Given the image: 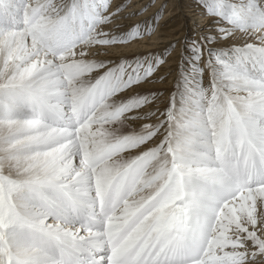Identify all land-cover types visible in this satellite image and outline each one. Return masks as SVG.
Masks as SVG:
<instances>
[{
    "label": "snow or ice",
    "instance_id": "snow-or-ice-1",
    "mask_svg": "<svg viewBox=\"0 0 264 264\" xmlns=\"http://www.w3.org/2000/svg\"><path fill=\"white\" fill-rule=\"evenodd\" d=\"M194 6L185 70L109 58L162 10L0 0V264H264V0Z\"/></svg>",
    "mask_w": 264,
    "mask_h": 264
},
{
    "label": "bare ground",
    "instance_id": "bare-ground-1",
    "mask_svg": "<svg viewBox=\"0 0 264 264\" xmlns=\"http://www.w3.org/2000/svg\"><path fill=\"white\" fill-rule=\"evenodd\" d=\"M149 1H147V2H149ZM188 1H190L192 3H189L187 6H183L187 10H185V9L182 10V8L180 9L181 6H179L181 1H178V0H159V4L158 5L156 4L154 9L149 11V13L150 12L154 13L155 10H156V12L154 14L151 15V14L147 13L148 15H142L140 17L138 16V17L133 18L135 21L145 22V23H147L150 26L151 22H152V18L157 14V12H159V6L160 5H164V4H166L168 2L167 9H166L167 15L161 21V24L158 27L157 35L152 36V37L146 36L143 39H141L139 43H134L129 48L124 49V50H128V52L129 51H134V50L139 51V52L143 51V52L139 53V55H137L136 57L131 58V59L129 57H123L120 54H113L109 58L112 59L115 63H119L122 59H125V60H128V61L131 62L134 59H136L138 56H140V57H148L149 59H154L156 57H165L164 54L166 53L165 52V50H166L165 47L166 46H162L164 48L163 49L162 47H158V45H159V43H165V41L167 40L166 38L165 39L161 38L160 35H165L166 34L170 38L173 37V29H171V26H172L171 24L174 21H172V19L175 18V19H177V21H179V23H178L179 24V28H181L180 26L182 25V28L186 27L189 30L190 26H187L188 23L183 17L185 12L189 11L190 13H192L194 15H197L195 7H194V2H193L194 0H188ZM123 2L126 3L125 0H123ZM136 4H137V0H135L134 7L138 8L136 6ZM127 23H128L127 21H121L120 22V27L115 30L117 35H123L124 34V32L127 30L126 29ZM179 30H182V32H183L182 36H183L185 34V30L184 29H179ZM197 30L200 32L201 28H198ZM167 32H169V33H167ZM179 38H181V37H179ZM180 49H181V45L179 47V50ZM186 49H188L187 48V42H185V50ZM179 50L178 51L176 50V52L178 53ZM190 65L191 64H188L189 67H190ZM170 67H171V62H170L169 66H166L163 69L161 74L162 75H167ZM168 86H169V84L163 85L161 83H157L153 87L154 88H158L159 90L162 91L165 87H168ZM167 93L164 94V95L166 96ZM134 126H136V125L134 124Z\"/></svg>",
    "mask_w": 264,
    "mask_h": 264
},
{
    "label": "rangeland",
    "instance_id": "rangeland-1",
    "mask_svg": "<svg viewBox=\"0 0 264 264\" xmlns=\"http://www.w3.org/2000/svg\"><path fill=\"white\" fill-rule=\"evenodd\" d=\"M126 1V3H129L130 2V0H125ZM140 1V2H139ZM137 0V4H136V6L138 7V8H136L135 7V9H137V10H140V9H143L145 6H147V8H146V10H144V11H139L138 12V15L137 16H135V17H140V16H142V15H148V14H154L155 12H156V10H155V12L154 13H152V12H150L149 13V11H151L152 9H154V7H155V5L157 4H159V0ZM147 1H149V2H147ZM178 1H181V3L179 4V6H181L180 7V9L182 8V10H187L186 8H184L183 6H187L189 3H192V2H190V1H188V0H178ZM194 2V1H193ZM134 3H135V0H134ZM167 5H168V2L166 3V4H164V5H160L159 6V11H161L162 10V15H160L157 19H156V28H155V31L151 34V35H145L144 37H146V36H149V37H152V36H155V35H157V31H158V27L160 26V24H161V21L165 18V16L167 15V12H166V9H167ZM141 6V7H140ZM195 7V6H194ZM148 13V14H147ZM134 17V18H135ZM184 19L187 21V26H190L189 28V30L186 28V27H184V28H182V25L180 26L181 28H179V21H177V19H172V21H174V22H172V26H171V29H173V37L172 38H170L168 35H160V37L161 38H166L167 40L165 41V43H159V45H158V47H162V46H167V45H169L171 42H173V41H176V40H179L180 42H181V44H183V42H184V40H185V42H190L192 39H194L198 34H199V31L197 30L198 28H200V26H198V22L199 23H202V20H200V18L198 17V15H194V14H192V13H190L189 11H186L185 12V14H184ZM176 20V21H175ZM170 25V24H169ZM147 26H149L147 23H146V27ZM177 26V27H176ZM192 27V28H191ZM177 29V30H176ZM179 29H184L185 30V34L182 36V30H179ZM167 33H169V32H167ZM143 37V38H144ZM179 37H181V38H179ZM142 38V39H143ZM181 44H178V45H176V49H175V51L177 50H179V47H180V45ZM163 48V47H162ZM164 49V48H163ZM183 49H182V47H181V49L179 50V52H181ZM123 51H125V53H123L121 56H123V57H129L130 59L131 58H134V57H136L137 55H139V53H141V52H143V51H136V50H134V51H129L128 52V50H123ZM165 54H164V56L165 57H168L169 56V54H170V52H171V49H167V50H165ZM178 52V53H179ZM194 61L192 60V53L190 52V50L189 49H184V60H183V68L185 69V70H188L190 67L188 66V64H192ZM161 84H163V85H166V84H164V83H161ZM167 84H169V86L168 87H165L162 91L160 90V92H162L163 94H166L170 89L169 88H171L172 87V79L170 78L169 79V81H168V83Z\"/></svg>",
    "mask_w": 264,
    "mask_h": 264
}]
</instances>
